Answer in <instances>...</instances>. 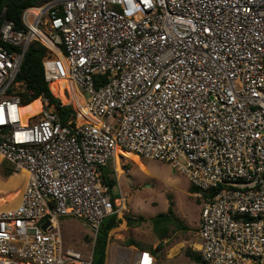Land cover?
Segmentation results:
<instances>
[{
	"label": "built area",
	"instance_id": "1",
	"mask_svg": "<svg viewBox=\"0 0 264 264\" xmlns=\"http://www.w3.org/2000/svg\"><path fill=\"white\" fill-rule=\"evenodd\" d=\"M32 43L53 55L43 79L71 108L65 123L42 97L23 117ZM119 150L166 163L203 194V264H264V0H49L19 26L3 20L0 159L26 181L0 210V264H92L62 250L57 219L84 221L94 242L118 219L126 199L99 172ZM130 264L156 261L139 251Z\"/></svg>",
	"mask_w": 264,
	"mask_h": 264
},
{
	"label": "rangeland",
	"instance_id": "2",
	"mask_svg": "<svg viewBox=\"0 0 264 264\" xmlns=\"http://www.w3.org/2000/svg\"><path fill=\"white\" fill-rule=\"evenodd\" d=\"M69 92L82 101L70 85ZM38 109V102L35 101L26 108L24 116ZM123 160L127 161V169L121 166ZM115 165L118 172L124 169L127 176L124 173L115 175L111 162L103 167V173L114 181L113 194L120 197L119 183L127 202L126 210H122L118 217L120 223L108 234L105 264H130L134 252L141 250L151 252L156 264H202L187 256L186 252H197V227L203 194L191 190L189 181L166 163L145 159L133 152L119 150ZM25 179V173L0 159V210L13 209L18 205ZM169 208L183 229L173 224H153L152 219L168 214ZM140 217L144 222L135 224V219ZM126 218L134 219V224L127 226ZM57 222L62 250L70 249L90 257L94 232L89 225L73 216L59 217ZM164 228H167L166 234L160 235ZM130 246H133L132 249Z\"/></svg>",
	"mask_w": 264,
	"mask_h": 264
},
{
	"label": "trees",
	"instance_id": "3",
	"mask_svg": "<svg viewBox=\"0 0 264 264\" xmlns=\"http://www.w3.org/2000/svg\"><path fill=\"white\" fill-rule=\"evenodd\" d=\"M47 1L49 0H0V26L5 19L12 21L17 26H19L20 16L24 9L31 6L42 5ZM52 57L53 55L41 45L37 43L30 44L22 61L21 71L18 79L25 83L26 89L30 94V97H27V102L32 103L33 101H37V98L39 97L48 99L49 102L55 106L61 121L65 123L71 116L72 110L69 106H61L59 99L57 98L60 96L59 89L55 87L54 84H46L43 79L41 63L44 59ZM72 102L74 105L81 103L79 98L74 99ZM104 181L110 188H112L113 181L106 178H104ZM191 190L195 189L191 186ZM125 221L127 226H132L134 224V219L126 218ZM142 222H144V219L141 217L135 219V224H140ZM152 222L155 226L159 224L167 226L173 224L177 226L178 229H183L179 223V220L173 216L170 208L168 209V214L158 215L152 219ZM119 223L120 220L117 219L115 215L106 218L101 223L93 246L92 264H105L108 234L111 230L116 228ZM166 229L167 228H164L162 232H160V235H165L167 232ZM186 255L193 257L195 262L202 263L197 252L189 250L186 252Z\"/></svg>",
	"mask_w": 264,
	"mask_h": 264
},
{
	"label": "crops",
	"instance_id": "4",
	"mask_svg": "<svg viewBox=\"0 0 264 264\" xmlns=\"http://www.w3.org/2000/svg\"><path fill=\"white\" fill-rule=\"evenodd\" d=\"M1 27V26H0ZM116 157H117V155H116ZM116 157H115V159L113 160V161H111V163H112V168H113V171H114V173H115V175H118V174H122V173H124V175H126L127 174V172H125L124 171V169H127V167L128 166H126L125 165V163L127 162V161H125V160H123V162L121 163V166L124 168V169H120L119 170V172L117 171V167H116V165H115V160H116ZM104 172V169L103 168H101L100 169V172H99V176H100V179L102 180V182L104 183V184H106L105 183V181H104V178L106 177V179H108V176L106 175V174H104L103 173ZM130 172V171H129ZM127 176V175H126ZM109 180V179H108ZM25 181H26V179H25ZM114 181H113V186H112V188H110L111 189V192H112V194H113V189H114ZM106 185H108V184H106ZM24 186H25V182H24ZM120 190V185H119V183H118V191ZM121 194V196H123L122 195V193H121V190H120V192H119V195ZM113 196L115 197V198H120L119 196H117V195H114L113 194ZM124 197V196H123ZM125 199H127V197H124ZM126 202L127 201H125V203H124V206H125V210H126ZM202 209V208H201ZM201 212V211H200ZM199 221H200V216H199ZM198 225H199V223H198ZM197 230H198V227H197ZM197 245V244H196ZM132 247L133 246H130V248L132 249ZM107 250H108V242H107V246H106V254H107ZM141 251H147V250H141ZM139 251H135L134 252V254H133V259L135 258V256L137 255V253H138ZM149 252V251H148ZM153 257H154V255L151 253V252H149ZM198 253V252H197ZM199 254V253H198ZM105 259H106V257H105ZM132 259V260H133ZM154 259H155V257H154ZM155 261H156V259H155Z\"/></svg>",
	"mask_w": 264,
	"mask_h": 264
},
{
	"label": "bare ground",
	"instance_id": "5",
	"mask_svg": "<svg viewBox=\"0 0 264 264\" xmlns=\"http://www.w3.org/2000/svg\"><path fill=\"white\" fill-rule=\"evenodd\" d=\"M70 94L72 95V100H71V101H74V99H75V97H74V93L70 92ZM33 102H35V101H33ZM33 102H32V103H33ZM37 102H38V105H39V99L37 100ZM32 103H30V104H28L27 106H25V107L22 108V113H23V117H24V118H26V116H24V113H25L26 108H27L28 106H30ZM39 106H40V105H39ZM38 110H39V109H38ZM38 110L34 111L33 113L37 112ZM90 120H91V121H94L95 123L98 122V121H96V119H94V118H90ZM22 172L25 173L24 171H22ZM25 175H26V173H25Z\"/></svg>",
	"mask_w": 264,
	"mask_h": 264
}]
</instances>
